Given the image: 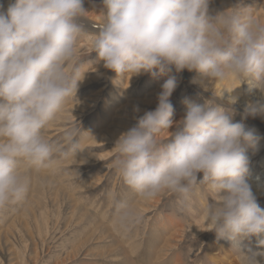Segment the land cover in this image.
Here are the masks:
<instances>
[{"label":"clouds","instance_id":"clouds-1","mask_svg":"<svg viewBox=\"0 0 264 264\" xmlns=\"http://www.w3.org/2000/svg\"><path fill=\"white\" fill-rule=\"evenodd\" d=\"M211 0H102L98 32L91 34L92 52L117 76L168 75L155 110L115 142L112 166L140 199L165 192L178 197L181 210L197 186L212 197L202 209L218 237L247 240L264 234V209L247 177L259 138L243 122L264 115V104L249 102L240 121L231 104L213 100L203 105L190 98L184 117L173 122L170 97L177 76L196 72L203 83L236 77L250 81L264 95V24L243 7L209 14ZM83 0H14L0 7V209L26 198L25 166H45L61 146L45 138L70 96L77 94L80 70L78 38L88 33ZM139 111V109H135ZM175 128V131L169 130ZM167 130L170 138L158 140ZM76 131L68 130L64 148L75 152ZM202 174V178L198 176ZM114 226L126 230L141 219L125 201H115ZM260 250L239 254L242 264H261Z\"/></svg>","mask_w":264,"mask_h":264},{"label":"rangeland","instance_id":"rangeland-1","mask_svg":"<svg viewBox=\"0 0 264 264\" xmlns=\"http://www.w3.org/2000/svg\"><path fill=\"white\" fill-rule=\"evenodd\" d=\"M83 2L85 11L89 12L83 20L88 33L77 41L76 59L81 79L78 92L67 98L55 120L44 130L45 138L61 146V151L39 169L21 162V170L30 181L29 190L23 201L0 209V264H124L117 256L123 251L133 264H148L150 258L151 264L169 260L173 263L177 256L184 264H215L210 261L213 254L221 264H232L240 258L214 231L195 237V232L206 225V218L201 216L203 207L207 201L213 202L206 187L197 186L181 210L178 197L170 192L148 201L140 199L112 166L116 140L136 126L146 111L155 110L161 86L169 77L158 72L117 76L105 69L91 46V34L98 32L93 22L102 19L98 15L102 0ZM236 7L248 8L245 11L264 24V0H211L209 14L214 16ZM172 74L177 76V87L170 97L174 123L186 113V106L181 102L186 97L201 105L208 100L224 105L232 102L227 94H219L207 81L192 83L194 78L201 79L196 72L185 70ZM153 76L163 80L151 83ZM236 79L242 84L241 96L232 106L236 113L234 121L238 122L245 105L264 104V95L250 81ZM243 122L254 133L258 130L264 134V120L259 115L249 116ZM71 129L76 131L78 149L65 154L64 136ZM169 138L170 133L165 130L158 140L163 143ZM252 153L251 148L247 149L248 156ZM260 166H264V150L250 165V173ZM201 178L202 174L198 176ZM158 200L161 203L154 208ZM115 201L133 205L140 221L126 230L114 226ZM258 203L264 209V199ZM157 236L158 242L154 244ZM170 236L182 242L172 240L179 248L163 255L165 251L161 253V250L167 246L165 242ZM218 241L225 251L229 250L230 256L220 252ZM161 254L166 256L164 261L159 259Z\"/></svg>","mask_w":264,"mask_h":264},{"label":"bare ground","instance_id":"bare-ground-1","mask_svg":"<svg viewBox=\"0 0 264 264\" xmlns=\"http://www.w3.org/2000/svg\"><path fill=\"white\" fill-rule=\"evenodd\" d=\"M3 1V2H2ZM11 4V0H0V7H2L4 10H6L7 8H8V6ZM92 13H93V11H92ZM139 76H141V75H139ZM160 80H163L162 78H159V76H158V79L156 78V76H153V77H151V80H150V82L152 83L153 81H156V82H158V83H160L159 81ZM241 81V80H240ZM210 83V86H212V88L216 91V92H218L219 94H221V93H223V94H227L228 95V97L230 96V95H236V96H238V98L241 96V92H242V84L239 82V80H237L236 78H234V77H228V78H225V79H223V80H218V81H213V82H209ZM182 102V101H181ZM247 105V104H246ZM245 105V106H246ZM259 117L261 118V119H263L264 120V115H259ZM99 124V122L98 123H96V124H94L93 125V127H95V126H97ZM256 132L257 133H255V135L259 138V142H258V150L255 152V153H252V155H250L249 157H250V159H251V164H252V162L254 161V160H256V158L258 157V156H260L261 155V153L263 152V150H264V134L262 133H260L258 130H256ZM259 134H260V136H259ZM250 164V165H251ZM247 179H248V182L251 184V186H252V189H253V192H254V194L256 195V197H257V201L258 200H262V199H264V166H260V168L259 169H257L256 171H253V172H251L250 174H249V176L247 177ZM161 203V200H158V202H156V204H154L153 206H154V208H157L158 206H159V204ZM199 215H201V213L199 214ZM201 216H203V215H201ZM204 221H205V223H206V220L204 219ZM171 224V222H169L168 223V226ZM175 226H178L177 224H175ZM171 227L172 226H170V229H171ZM179 227V226H178ZM162 229V228H161ZM211 231V226L210 225H208L207 223H206V225L204 226V227H202V228H200L199 230H197L195 233V237L196 238H198V236L199 237H202V236H204L205 234H208V232H210ZM168 235V234H167ZM221 238V237H220ZM159 238H158V236H157V239H155L154 240V244H156L158 241ZM175 239V237L174 236H170V238H169V240L167 241V242H165V243H167V246H165L164 248H162V250H161V253H163L164 251V253H163V255H165V254H168V252H169V250H170V253H171V250H174V249H177V248H179L178 247V245H176V246H174L173 245V241H175V242H182V239H180L179 241H176V240H174ZM222 239V241H223V243H226L228 246H230L231 247V249L238 255V257L240 258V259H237V260H235V261H233V263L232 264H242V257H241V255L239 254V252H241V253H247L248 252V250L249 249H252V250H258L259 249V241L261 240V239H264V234H262L261 236H258V237H252L251 239H247V240H238V241H231V240H229V239H227V238H221ZM162 240V239H161ZM173 240V241H172ZM164 243V242H163ZM215 243H216V241H215ZM218 243L220 244V242L218 241ZM139 244H141V243H139ZM225 244V245H226ZM118 245V244H117ZM162 245V244H161ZM216 245H217V243H216ZM226 245V246H227ZM163 246V245H162ZM161 246V247H162ZM223 246V245H222ZM219 247H221V244L219 245ZM118 248H120V245H118ZM132 249V248H131ZM208 251V250H207ZM210 251V250H209ZM239 251V252H238ZM178 252V251H177ZM221 253H223L225 256H230V252H229V250H227V251H225L224 250V248L223 247H221V251H220ZM150 253V252H149ZM157 254V253H156ZM160 254V253H159ZM162 254H161V256L159 257V259L160 260H162V261H164V258L166 257V256H163ZM174 255V254H173ZM208 255V254H207ZM209 255H211V254H209ZM118 256V259H120V257H121V261L124 263V264H133L134 262H132V263H130V261H129V258H128V256H126V253L123 251L120 255H117ZM157 256V255H156ZM213 256V258L212 259H210V261L213 263H215V264H221V260H219V261H217V259L215 260L214 259V257H216L214 254L212 255ZM149 257V256H148ZM180 257V256H179ZM178 256H177V258H176V260L175 261H173V263H171L170 261L171 260H169V261H167L166 263H164V264H184L183 262L184 261H182V263H181V261H180V258H179ZM115 258V257H114ZM171 258V257H170ZM185 258V257H184ZM228 258H230V257H228ZM148 259V258H147ZM158 259V260H159ZM199 259V258H198ZM120 261V262H121ZM129 261V262H128ZM180 261V262H179ZM151 262H152V259L150 258V259H148L147 260V263L148 264H151ZM157 262V261H156ZM210 262V263H211ZM118 263V262H117ZM154 263H155V261H154ZM191 263V262H190ZM158 264H160V263H158ZM163 264V263H162ZM223 264V263H222ZM261 264H264V260H262L261 261Z\"/></svg>","mask_w":264,"mask_h":264}]
</instances>
